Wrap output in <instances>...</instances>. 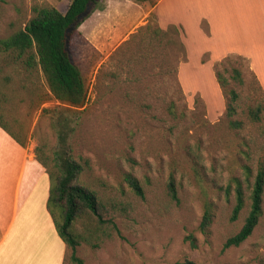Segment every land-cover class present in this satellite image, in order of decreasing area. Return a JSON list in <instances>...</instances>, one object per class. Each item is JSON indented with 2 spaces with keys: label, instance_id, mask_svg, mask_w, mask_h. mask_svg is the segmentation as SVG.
<instances>
[{
  "label": "rangeland",
  "instance_id": "rangeland-1",
  "mask_svg": "<svg viewBox=\"0 0 264 264\" xmlns=\"http://www.w3.org/2000/svg\"><path fill=\"white\" fill-rule=\"evenodd\" d=\"M70 2L0 0V39L24 29L35 5L65 13ZM101 2L105 9L93 4L68 36L87 88L74 155L101 214L76 222L85 238L77 255L85 264H264V194L252 235L224 247L245 223L264 167V0ZM62 106L39 67L27 70L0 51V119L26 136V148L55 146L43 109ZM237 181L245 206L232 220ZM54 185L48 174L11 240L61 243L63 264H75L47 210ZM207 205L213 222L203 231Z\"/></svg>",
  "mask_w": 264,
  "mask_h": 264
},
{
  "label": "trees",
  "instance_id": "trees-1",
  "mask_svg": "<svg viewBox=\"0 0 264 264\" xmlns=\"http://www.w3.org/2000/svg\"><path fill=\"white\" fill-rule=\"evenodd\" d=\"M147 2L150 0H138ZM95 4L105 9L101 0H71L65 13L52 6L35 5L33 16L24 29L18 30L7 38L0 39V51L27 70L39 67L47 81L50 94L64 106L43 109L49 115L51 128L55 133L56 144L49 148L41 141L35 148L36 159L55 178L47 201L48 211L53 219L58 235L71 249V260L75 264H85L77 255V247L85 240L74 231L78 219L87 212L101 219L100 203L97 194L80 183L83 165L75 158L73 139L82 121L83 108L87 102V88L80 68L72 61L68 50V36L71 29L80 24L82 16ZM240 78V72L235 70ZM221 86L225 80L218 74ZM230 110L234 111L232 106ZM0 127L19 145L26 148V136L12 131L1 119ZM126 180L138 195L142 187L132 176ZM236 204L232 220H236L245 206V194L237 181ZM171 196L176 198V186L173 179L169 183ZM264 167H260L251 190V209L238 233L225 242L224 247L239 246L253 233L263 215ZM213 222V212L209 205L201 223L206 231ZM84 238V239H83ZM192 238V237H190ZM193 239V238H192ZM193 244V243H192ZM184 264H195L186 261Z\"/></svg>",
  "mask_w": 264,
  "mask_h": 264
},
{
  "label": "crops",
  "instance_id": "crops-1",
  "mask_svg": "<svg viewBox=\"0 0 264 264\" xmlns=\"http://www.w3.org/2000/svg\"><path fill=\"white\" fill-rule=\"evenodd\" d=\"M47 176L34 150L19 145L0 127V264L64 263L61 243L57 250L54 241L11 240L20 214Z\"/></svg>",
  "mask_w": 264,
  "mask_h": 264
},
{
  "label": "bare ground",
  "instance_id": "bare-ground-1",
  "mask_svg": "<svg viewBox=\"0 0 264 264\" xmlns=\"http://www.w3.org/2000/svg\"><path fill=\"white\" fill-rule=\"evenodd\" d=\"M51 223V222H50ZM47 226V225H46ZM53 226V225H52ZM51 228V227H50ZM48 229V228H47Z\"/></svg>",
  "mask_w": 264,
  "mask_h": 264
}]
</instances>
